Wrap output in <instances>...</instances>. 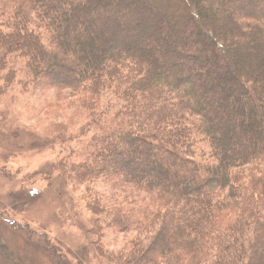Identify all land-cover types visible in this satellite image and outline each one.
Masks as SVG:
<instances>
[{
  "label": "trees",
  "instance_id": "obj_1",
  "mask_svg": "<svg viewBox=\"0 0 264 264\" xmlns=\"http://www.w3.org/2000/svg\"><path fill=\"white\" fill-rule=\"evenodd\" d=\"M0 74L45 96L33 111L54 118L57 178L81 189L90 264H264V0H0ZM31 186L17 206L44 195ZM7 218L54 264H82ZM0 264H26L1 236Z\"/></svg>",
  "mask_w": 264,
  "mask_h": 264
},
{
  "label": "rangeland",
  "instance_id": "obj_2",
  "mask_svg": "<svg viewBox=\"0 0 264 264\" xmlns=\"http://www.w3.org/2000/svg\"><path fill=\"white\" fill-rule=\"evenodd\" d=\"M3 76L0 74V110L10 101L9 114L14 119V126H0V212L5 214L3 219L0 218L1 239L26 264H54L41 250L29 246L22 235L12 232L6 220L9 217L16 222H29L36 230H46L68 252V260L88 264L91 238L85 237L76 225L70 203L72 199L73 204L74 193L78 195L81 189L70 188L66 181L57 178V171L51 167L57 161L59 149L53 146L49 136L42 135L45 125L53 123L54 118H46L43 112L33 111L45 105V96H41L34 87L4 83ZM16 126L20 129H15ZM31 127L38 128L34 138L22 131ZM48 171L53 177L44 175ZM29 184L33 188L37 184L44 195L22 207L17 206L21 202L17 198L23 194L22 191L29 189L25 188ZM74 212L79 213V220L85 221L82 212ZM124 239V235L110 234L107 245L117 250Z\"/></svg>",
  "mask_w": 264,
  "mask_h": 264
},
{
  "label": "bare ground",
  "instance_id": "obj_3",
  "mask_svg": "<svg viewBox=\"0 0 264 264\" xmlns=\"http://www.w3.org/2000/svg\"><path fill=\"white\" fill-rule=\"evenodd\" d=\"M88 264H90V262H88Z\"/></svg>",
  "mask_w": 264,
  "mask_h": 264
}]
</instances>
